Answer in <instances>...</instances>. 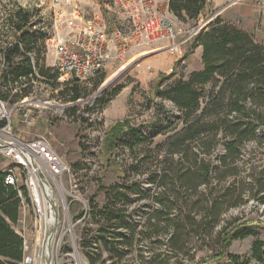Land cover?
<instances>
[{
	"label": "rangeland",
	"instance_id": "1",
	"mask_svg": "<svg viewBox=\"0 0 264 264\" xmlns=\"http://www.w3.org/2000/svg\"><path fill=\"white\" fill-rule=\"evenodd\" d=\"M242 2L226 5L222 8L224 10L217 12L216 9L208 8L205 11L207 16L202 14L197 21H203L216 14L215 17L248 32L255 41L264 45V25L261 22L264 8L256 7L252 18L247 19L243 12L236 10ZM17 6L36 10L39 22L37 27L48 37L54 34L56 27L60 35L66 34V23L71 19L94 21L111 34L114 30H119L126 38L130 37L132 32L127 12L113 0H59L57 3L54 0H0V47L11 41L10 35L5 37L2 32L3 21L6 14ZM158 13L164 16L159 9ZM172 21L179 33L191 29L197 23ZM184 35L182 33L179 36L183 38ZM111 39L109 50L114 54L119 40L113 37ZM194 39H188L179 53L168 52L176 61L167 71L159 72L150 65L151 56L161 51L153 48L160 44L165 46V43H152L144 52L136 53V50L144 49L137 46L122 60H110L98 75L76 82L71 81L76 79L74 76L52 70L50 65L53 52L50 41H43V63L57 75L55 81L51 84H46L41 79L28 82L26 85L31 84L33 91L23 106H14V103L9 102L8 105L11 109L14 133L25 140L44 135L70 167L69 174L61 180L62 188L58 187L56 194L59 222L52 241V264H92V261L93 264H233L227 257L219 256L221 240L227 232L240 233L246 230L252 233L231 241L224 253L235 255L237 264L244 261H248L247 264H262L252 257L251 245L254 241L264 243V204L259 203L248 191L243 195L240 205L222 210L216 225L209 227L207 221L201 229L194 225L186 228L181 238L184 241H176L177 245L175 244L181 247V250L169 248L165 238L167 232L163 228L157 229L155 234L152 233V228L144 226L145 219L150 216L154 207H141L144 201H139L137 195L132 196L124 225L118 228L122 238H129L133 234V239L126 243L117 238L109 248L94 242L97 232L90 212V203L93 200L102 207L104 196L102 191H98L99 186L108 187L121 179L127 165L134 158L128 155L124 138L121 140V137L116 136L114 139V136V141L109 140L110 127L127 118L130 124L140 127L146 139L152 138L155 143L165 139L168 132L154 137L158 130L168 126L162 117L159 121L155 119V103L162 102L163 108L174 116L178 111L170 101H161L155 90L163 75L174 72L172 77L159 85L160 89L181 76L186 77L194 71V66H198V52L195 48L199 46L194 44ZM116 73H120L119 76L107 86L108 83L104 82ZM73 85L78 86L79 98L69 101V91ZM116 89H119L118 94L112 96ZM4 91L5 88L0 86V92ZM14 91L11 92L10 98ZM96 98H99L97 103ZM25 111L28 112L27 117L24 116ZM112 142L115 143L114 147H111ZM147 148V145H139L135 157L148 155ZM222 152L223 149L220 148V154ZM242 155L243 160L236 167V173L228 175L225 187L229 185L230 188H248L252 180L258 179L264 173V143H246L242 148ZM9 163V159L0 155V166ZM134 179H137V176ZM143 186L147 193L154 191V186L149 183H144ZM224 196V190L218 192V199H226ZM38 213L29 205L26 208L25 222L29 234L39 231V228L35 227V220L39 221L35 217ZM205 214L207 211L204 209L198 210L197 220ZM207 219L209 220V216ZM14 228L17 231L16 224ZM197 230L201 236L195 233ZM88 237L90 242L83 241V238ZM29 242L35 244V241ZM73 254L79 258L78 262Z\"/></svg>",
	"mask_w": 264,
	"mask_h": 264
},
{
	"label": "trees",
	"instance_id": "2",
	"mask_svg": "<svg viewBox=\"0 0 264 264\" xmlns=\"http://www.w3.org/2000/svg\"><path fill=\"white\" fill-rule=\"evenodd\" d=\"M207 3L208 0H168V11L179 22H195ZM36 14V10L17 6L3 21L2 32L5 37L10 35L11 41L0 47V58L5 62V68L0 72V86L5 91L0 92V98L9 103L32 95V85H26L28 82L41 79L51 84L57 76L44 66L42 45L48 35L44 36L37 27ZM193 42L201 48V69L160 89L159 85L174 72L163 75L155 90L161 101H170L178 111L174 116L163 108L162 102L155 103V119L159 121L162 117L168 126L158 130L154 137L168 132L165 139L156 143L152 138L146 139L140 127L130 124L127 118L110 127L109 140L114 141L116 136L121 140L124 138L128 155L134 158L121 179L108 187L99 186L98 191L104 196L102 207L93 200L90 203L96 224V245L100 243L109 248L117 238L126 243L133 239V234L122 238L118 231L124 225L133 195L144 201L141 207H154L144 226L152 228V233L163 228L167 232L165 238L169 248L178 250L181 247L176 246V241H184L181 238L186 228L194 225L201 229L207 221L209 227L216 225L222 210L240 205L246 191L264 204V173L252 180L248 188L225 187L228 175H234L243 160L244 145L264 143V45L248 32L218 17L209 21ZM35 69L39 77L34 74ZM69 92V101L79 98L77 85ZM118 92L116 89L112 96ZM97 102L99 98L95 99ZM114 145L112 142L111 147ZM139 145H147L149 154L135 157ZM144 183L154 186V191L145 192ZM221 190L225 191L223 198L226 199H218ZM201 209L207 214L197 220L196 213ZM19 215L20 198L13 186L4 183V174L0 172V264H20L22 261V239L14 228ZM195 233L201 236L198 230ZM251 233L249 230L225 233L219 256L237 264V257L224 253V249L234 239ZM83 241L90 242V237ZM263 247L262 241H254L251 245L252 257L262 264Z\"/></svg>",
	"mask_w": 264,
	"mask_h": 264
},
{
	"label": "built area",
	"instance_id": "3",
	"mask_svg": "<svg viewBox=\"0 0 264 264\" xmlns=\"http://www.w3.org/2000/svg\"><path fill=\"white\" fill-rule=\"evenodd\" d=\"M58 1L54 0L55 3ZM113 1L127 12L132 28L130 37L126 38L117 29L112 32L113 35L91 20H67L66 34L60 35L56 27L54 34L47 38L53 52L50 65L53 71L70 74L78 80L88 79L98 75L110 60H122L133 48H146L152 43H165L168 52L179 53L182 45L188 39L193 40L216 16L214 14L203 21L199 20L191 29L179 33L171 19L158 13L157 0ZM242 1L231 0L227 6ZM182 33L185 35L180 38ZM112 37L119 40L114 54L109 50ZM29 55L34 63L33 56ZM4 68L5 62L1 58L0 71ZM34 74L39 77L36 69ZM27 98L13 105L21 107ZM24 116H28L27 111ZM13 129L11 109L8 102L0 98V155L10 160L9 164L0 166V172L4 174V183L13 186L20 198V215L16 224L22 239L23 258L20 264H45L48 257L46 241L55 225V232L50 239L52 259V241L59 222L56 194L58 187L62 188L61 180L69 174L70 167L44 135L25 140L15 134ZM28 205L39 212L38 216L35 215L39 220H35V227L39 231L33 234H29L26 228L25 211ZM29 241H35V244Z\"/></svg>",
	"mask_w": 264,
	"mask_h": 264
},
{
	"label": "crops",
	"instance_id": "4",
	"mask_svg": "<svg viewBox=\"0 0 264 264\" xmlns=\"http://www.w3.org/2000/svg\"><path fill=\"white\" fill-rule=\"evenodd\" d=\"M158 1L159 0H157L156 7L164 14V16L167 17L168 19L176 20V18L168 11V0H162L161 3H160V1L159 2ZM230 2H231V0H208L207 6H206L203 14L206 15L205 11L208 8L210 10L216 9V12L219 10L222 11V10H224L222 8ZM258 6L264 8V0H244L241 5L236 7V10L238 12H243V16L247 17V19H248L249 17H251V15H253L255 8ZM225 10H226V8H225ZM261 22L264 25V9H262ZM163 45L160 44L156 48H153V49H160L161 51L158 52L156 55L151 56V59H150V65L153 68L158 69L159 72L167 71L168 69H170L172 67V65L176 61V58L173 55H170L168 53V51L164 48L165 46H163ZM145 49L146 48H144L143 50H139V51L136 50V53L144 52ZM149 50H152V49H149ZM195 50L198 52V57H197L198 61H196V63L199 62V64H198V66H194L195 68H193V70H199L202 67V64H201V48L197 47V48H195ZM146 51H148V50H146ZM188 57L189 56L187 55V59H188Z\"/></svg>",
	"mask_w": 264,
	"mask_h": 264
},
{
	"label": "water",
	"instance_id": "5",
	"mask_svg": "<svg viewBox=\"0 0 264 264\" xmlns=\"http://www.w3.org/2000/svg\"><path fill=\"white\" fill-rule=\"evenodd\" d=\"M55 210V208H54ZM55 232V225L53 226V228L51 229V231L49 232V235H48V238H47V241H46V245H47V249H48V257H47V260H46V263L45 264H51V247H50V239L52 237V235L54 234Z\"/></svg>",
	"mask_w": 264,
	"mask_h": 264
},
{
	"label": "bare ground",
	"instance_id": "6",
	"mask_svg": "<svg viewBox=\"0 0 264 264\" xmlns=\"http://www.w3.org/2000/svg\"><path fill=\"white\" fill-rule=\"evenodd\" d=\"M119 74H120V73H116V74H114L112 77L108 78L104 83H108V84H107V86H108L109 83H112V82L115 80L114 78H116V77L119 76ZM113 79H114V80H113ZM111 80H113V81H111ZM110 81H111V82H110ZM47 191L49 192L48 189H47ZM50 221H51V219H50ZM72 256L74 257V259H76L77 262L79 261V258L77 257L76 254H73Z\"/></svg>",
	"mask_w": 264,
	"mask_h": 264
}]
</instances>
